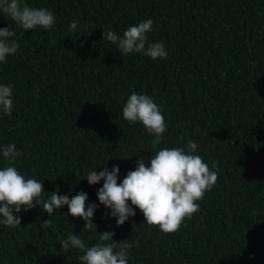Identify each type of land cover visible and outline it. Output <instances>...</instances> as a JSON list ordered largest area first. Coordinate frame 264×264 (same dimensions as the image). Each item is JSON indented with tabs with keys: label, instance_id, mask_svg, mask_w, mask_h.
<instances>
[{
	"label": "trees",
	"instance_id": "obj_1",
	"mask_svg": "<svg viewBox=\"0 0 264 264\" xmlns=\"http://www.w3.org/2000/svg\"><path fill=\"white\" fill-rule=\"evenodd\" d=\"M23 3L50 9L55 24L24 30L0 13V27L10 26L19 43L0 63V83L12 85L14 101L11 115L0 116V144L16 145L17 169L43 181L45 197L83 190L99 203L103 181L89 185L87 170L118 165L122 179L137 155L147 161L158 148L188 140L215 166L217 181L170 233L144 224L138 208L117 225L101 205L95 225L83 229L65 205L45 230L42 207L22 209L21 225H0V264H81L79 250L58 240L75 232L91 245L104 231L132 245L129 264H264V0ZM148 18L147 40L164 43L165 59L121 54L102 39L104 28L122 35ZM73 20L77 29L69 31ZM132 91L154 97L162 110L167 129L156 148L142 124L121 115Z\"/></svg>",
	"mask_w": 264,
	"mask_h": 264
},
{
	"label": "clouds",
	"instance_id": "obj_2",
	"mask_svg": "<svg viewBox=\"0 0 264 264\" xmlns=\"http://www.w3.org/2000/svg\"><path fill=\"white\" fill-rule=\"evenodd\" d=\"M0 13L24 30H52L55 24L54 13L50 9L31 7L23 0H0ZM77 24L78 21H71L69 31L76 30ZM152 25L151 18L141 20L129 25L122 35L104 28L102 39L113 43L121 54L136 52L153 60L165 59L168 52L164 43L147 40L146 33L152 30ZM14 36L10 26L0 27V63L17 52L19 43ZM13 107L12 85L0 83V116H10ZM121 115L129 123L143 125L152 137L150 143L153 148L161 144L167 124L154 97L132 91L123 103ZM19 155L14 143L0 144V157L5 161L4 166H0V225L10 228L21 225L18 214L22 209L39 205L49 216L40 227L48 229L52 226L51 217L55 210L67 205L65 215L82 218L83 229H86L95 225L92 219L94 212L103 205L106 215L114 217L117 225L134 216L138 208L143 213L144 224L156 225L160 231L170 233L178 230L186 217L191 218L200 207L196 201L202 199L205 191L211 190L217 181L215 166L210 169L199 155L197 143L188 140L180 147L158 148L147 161L137 155L135 168L122 179L118 175V165L111 169L102 167L100 171L96 170L98 166L87 170L83 178L89 185L103 181L96 191L99 203L89 201L88 193L83 190L71 198L68 194L59 195L57 191H51L52 194L45 197L47 192L43 190V181L17 169L15 161ZM113 235L112 231L98 233L97 242L86 245L80 236L70 232L58 242L61 248L79 250L75 260L81 264H129L128 249L132 245L117 243Z\"/></svg>",
	"mask_w": 264,
	"mask_h": 264
}]
</instances>
